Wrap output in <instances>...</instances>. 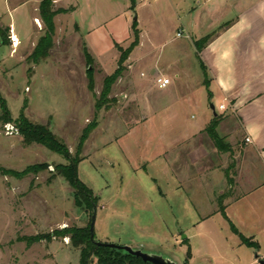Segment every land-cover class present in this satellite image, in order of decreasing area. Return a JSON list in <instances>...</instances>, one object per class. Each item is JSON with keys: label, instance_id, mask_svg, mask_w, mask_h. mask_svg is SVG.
<instances>
[{"label": "rangeland", "instance_id": "1", "mask_svg": "<svg viewBox=\"0 0 264 264\" xmlns=\"http://www.w3.org/2000/svg\"><path fill=\"white\" fill-rule=\"evenodd\" d=\"M36 1L0 0V94L11 116L4 119L0 103V264H81V249L70 236L32 238L65 227L87 228L93 214L76 205L72 187L55 169L67 163L65 157L26 143L19 133L16 122L25 105L26 116L49 125L72 154L84 130L94 126L81 153L79 177L99 198L96 241L128 245L176 264H261L264 164H246L240 187L234 189L237 200L222 210L220 191L232 193L234 179L226 185L217 171L209 172L207 182L204 168L189 162L203 154L209 167H220V150L197 125L214 113L212 104L220 113L221 98L210 100L202 84L205 77L189 32L178 36L183 26L197 25L190 12L199 0H55V9L67 11L55 17L49 56L37 64L29 57L47 27L39 12L41 0ZM97 27L105 36L102 44L108 45L105 52L91 45L90 31ZM137 32L139 42L104 99L105 79L120 65V47L135 43ZM154 68L170 75L173 84L164 89L153 85ZM9 124L16 130L9 133ZM244 147L239 141L241 158ZM42 163L47 166L37 172L7 173ZM254 181L263 185L253 191ZM90 264H97V258Z\"/></svg>", "mask_w": 264, "mask_h": 264}, {"label": "crops", "instance_id": "2", "mask_svg": "<svg viewBox=\"0 0 264 264\" xmlns=\"http://www.w3.org/2000/svg\"><path fill=\"white\" fill-rule=\"evenodd\" d=\"M35 2L38 1L35 0ZM196 2L197 5L191 6L190 15L196 16L197 25L194 28L190 24L185 25L179 32H182L181 36L185 31L189 32L196 55L194 41L208 37L199 56L207 67L210 85L207 87L204 82L202 84L208 89L210 100L219 95L221 98L219 109L221 104L226 105L225 110L220 109V113L216 112L217 115H222L217 131L231 145V150L220 151L219 168L209 167V158H203V154L199 158H189V162L190 165L200 164V168H204L206 173L202 174L207 182L209 172L217 173V171H220V180L222 179L225 184L228 180L234 179V182L231 181L233 182L232 193L224 196L225 193L220 191V197L223 196L220 198V203L226 208L233 200H237V197H233V193L235 188L240 187L246 164H257V162L264 164V0H199ZM229 2L233 6L229 4L224 9L220 8L221 3ZM34 19L38 21V17ZM79 26L82 30L81 24ZM11 27L14 30L13 24ZM14 33L13 31L11 42L13 49L16 50L19 42L17 36H13ZM90 34L94 36L91 45L95 52L107 51V43L102 44L105 36L98 31V27L91 30ZM85 48L95 59L92 49L87 44ZM198 61L201 67L200 60ZM160 76L171 79L170 75L164 71L155 69L151 83L154 85L156 78ZM172 84L171 79L169 86ZM214 113L206 115L197 125V129H204L206 132V128L215 117ZM229 123L232 124L231 131L223 132V128ZM240 132L244 136L242 139H239ZM241 140L245 142L242 158L241 150L237 148ZM169 163L172 172L173 164L171 161ZM223 182L221 181L220 185ZM254 182L253 191L263 185Z\"/></svg>", "mask_w": 264, "mask_h": 264}, {"label": "trees", "instance_id": "3", "mask_svg": "<svg viewBox=\"0 0 264 264\" xmlns=\"http://www.w3.org/2000/svg\"><path fill=\"white\" fill-rule=\"evenodd\" d=\"M54 1L55 0H41L39 12L40 15L47 27V33L40 39L39 44L36 46L34 52L30 55L29 60L34 63H39L43 59L49 56L50 48L53 45V36L55 33V22L54 19L57 14L66 12L67 10L64 8L55 9L54 8ZM3 43L7 44L9 42L8 36H6L5 32H2ZM208 37H204L199 40L194 41L195 48L197 50V57L200 60L201 69L204 73V83L207 87L210 85V79L207 72V67L204 65L202 60L200 59L199 52L207 43ZM139 42V34H136V41L133 43L128 49H121V56H120V65L117 70L106 77L104 90L102 95L104 99L106 95L110 92V87L112 83L118 78L121 68H123V63L131 54L134 47ZM88 61L93 62V57L85 48ZM90 66V68H89ZM88 66V73H89V88L93 89V68L92 64L90 63ZM0 103L4 113V119L7 121L11 120L10 110L7 105V101L5 98L0 94ZM101 107L100 103H97V108ZM26 105L24 106L23 110L19 118L17 119V128L20 134L24 137L26 143H38L41 144L48 149L57 152L63 155L67 161L65 164H58L56 165V171L58 174L62 175L70 184L73 189V194L75 198V203L78 206L85 205L87 208H90L93 213L94 206H97L99 203V198L95 195L94 191L88 187L79 177V164L83 160L81 157V153L84 147L86 140L88 139L91 131L94 129V126L91 125L87 127L81 138L80 142L77 146V151L75 154H72L69 147L64 143L50 128L49 125L41 124L38 122H34L30 118H28L25 114ZM222 120V115H216L208 127L206 128V132L211 137L214 142V145L220 151H230L231 145L225 141L223 137L217 131V127ZM46 163L36 164L27 167L23 172L15 171V170H8L7 173L14 175V176H23L26 175L28 172L31 171H39L46 167ZM232 181V179H230ZM223 198V196L221 197ZM221 209L224 210V206L220 203ZM91 225V224H90ZM71 237V241L73 245L77 248L81 249V264H90L92 262V258H97V264H151L148 262H144L141 258L136 257L132 254L127 253L123 249L112 248V247H104L97 245L91 239V231L90 226L87 228H70L65 227L62 229H57L51 234H46L43 236H34L32 239L35 241H41L46 239L51 241L53 237ZM243 240L247 244H254L249 238L243 237ZM256 246H259L258 243L255 242ZM190 254V253H189Z\"/></svg>", "mask_w": 264, "mask_h": 264}, {"label": "water", "instance_id": "4", "mask_svg": "<svg viewBox=\"0 0 264 264\" xmlns=\"http://www.w3.org/2000/svg\"><path fill=\"white\" fill-rule=\"evenodd\" d=\"M137 20V17H135V21ZM212 109L215 111V106L212 104L211 105ZM216 116V111L214 113ZM96 215H97V207L94 206L93 208V214H92V219H91V225H90V231H91V239L99 246H104V247H112V248H118V249H123L127 253L132 254L136 257L141 258L144 262H148L151 264H176L171 259L164 258L161 255L158 254H152V253H147L141 249H134L131 246L128 245H118L115 243H109V242H100L95 240V222H96ZM182 264H187V262H184ZM261 264H264V261H261Z\"/></svg>", "mask_w": 264, "mask_h": 264}, {"label": "built area", "instance_id": "5", "mask_svg": "<svg viewBox=\"0 0 264 264\" xmlns=\"http://www.w3.org/2000/svg\"><path fill=\"white\" fill-rule=\"evenodd\" d=\"M181 35H182V32H179L178 36H181ZM155 81H156L155 82L156 85L160 89L167 88L170 85V83H171V79L168 78V77H164V76L157 77ZM220 109L221 110H225L226 109V105L225 104H221L220 105ZM7 130H8L9 133H11L14 130H16V128L12 124H9V126L7 127ZM247 141H249V138H247Z\"/></svg>", "mask_w": 264, "mask_h": 264}]
</instances>
